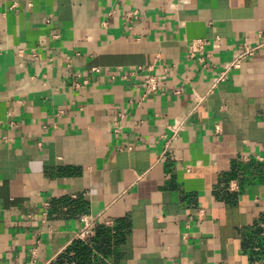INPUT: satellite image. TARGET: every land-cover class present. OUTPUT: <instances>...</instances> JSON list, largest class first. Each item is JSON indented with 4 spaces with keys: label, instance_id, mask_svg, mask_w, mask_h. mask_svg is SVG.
Here are the masks:
<instances>
[{
    "label": "crops",
    "instance_id": "0c3cea01",
    "mask_svg": "<svg viewBox=\"0 0 264 264\" xmlns=\"http://www.w3.org/2000/svg\"><path fill=\"white\" fill-rule=\"evenodd\" d=\"M263 40L264 0H0V264L93 222L103 264H264V46L217 79Z\"/></svg>",
    "mask_w": 264,
    "mask_h": 264
},
{
    "label": "trees",
    "instance_id": "16d2710c",
    "mask_svg": "<svg viewBox=\"0 0 264 264\" xmlns=\"http://www.w3.org/2000/svg\"><path fill=\"white\" fill-rule=\"evenodd\" d=\"M114 240L116 243L121 242L122 235L113 236L111 228L99 224L93 228L92 235L86 241L74 240L52 264H103V261L95 259V253L108 257Z\"/></svg>",
    "mask_w": 264,
    "mask_h": 264
},
{
    "label": "built area",
    "instance_id": "2783aa9c",
    "mask_svg": "<svg viewBox=\"0 0 264 264\" xmlns=\"http://www.w3.org/2000/svg\"><path fill=\"white\" fill-rule=\"evenodd\" d=\"M262 36V33L261 35ZM205 45H208V43H204L202 41H198L196 44L191 45V47L189 48V57L194 58V49L195 48H199L202 49ZM264 46V40L256 47H246L242 52L236 53L233 57V59L225 66L224 71L220 74V76L217 78L218 81H222L224 80L228 74L233 71L234 69H238L241 65V63L249 58V57H253L255 54V51L261 47ZM201 63H204L201 60ZM159 89V79L156 75H149L147 76V78L144 80V84H143V91H144V96H149L154 94L155 92H157ZM123 116H121L122 118ZM119 128H117L118 131ZM178 133V129L175 130L174 134H173V138L177 136ZM96 223H89L88 225H86L85 228H83L81 231H79V233L76 234V239L82 240V241H86V239L92 235V230L93 227H95ZM36 251L34 250L31 254V259L27 264H37L35 261L36 258Z\"/></svg>",
    "mask_w": 264,
    "mask_h": 264
}]
</instances>
